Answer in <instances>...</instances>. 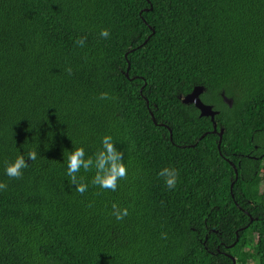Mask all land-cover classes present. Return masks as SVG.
I'll list each match as a JSON object with an SVG mask.
<instances>
[{"label":"trees","instance_id":"1","mask_svg":"<svg viewBox=\"0 0 264 264\" xmlns=\"http://www.w3.org/2000/svg\"><path fill=\"white\" fill-rule=\"evenodd\" d=\"M198 85L220 148L181 99ZM104 135L127 178L104 190L81 169V195L66 156ZM0 182V264H264V0H0Z\"/></svg>","mask_w":264,"mask_h":264},{"label":"clouds","instance_id":"2","mask_svg":"<svg viewBox=\"0 0 264 264\" xmlns=\"http://www.w3.org/2000/svg\"><path fill=\"white\" fill-rule=\"evenodd\" d=\"M102 38H109L110 29L104 28L99 33ZM87 37H80L76 40V44L83 47ZM69 74L72 68L69 66L65 69ZM98 99L111 100L112 97L108 92L100 93ZM74 143V142H73ZM102 147L97 150L94 155L86 156L85 148L75 147L67 156V177L69 183L76 185L75 191L83 195L88 190V184L84 182V177L79 176L81 169L85 172L95 169V175L91 181L94 186H99L104 190L116 191L119 181L127 178V164L124 160V152L116 147V143L111 135H104L102 138ZM38 152L35 148L29 149L26 153H20L13 162L6 163V175L12 179H21L23 170L29 167L28 159L35 161ZM158 176L164 179L165 186L172 190L176 187L179 180L180 172L174 167H165ZM7 182H0V190H7ZM99 195V193H97ZM112 215L118 221H122L129 215L127 207L120 208L113 203Z\"/></svg>","mask_w":264,"mask_h":264},{"label":"water","instance_id":"3","mask_svg":"<svg viewBox=\"0 0 264 264\" xmlns=\"http://www.w3.org/2000/svg\"><path fill=\"white\" fill-rule=\"evenodd\" d=\"M147 40L145 42H147ZM129 68H130V62H129V65H128V69L126 71L127 75H129ZM204 90H205L204 86L198 85L190 93H188L187 95L181 96V99H182V101L184 103H193V104H195L197 106V108L200 110V115L201 116H209L211 118V120L213 121V124H214L213 131L218 133L219 137H220L219 143H218V147L220 148L222 137H223V133H224V128H221L220 130H218V123L216 121V115L219 113V110L215 109L212 104L206 103L201 98V94L204 92ZM223 96H224L225 102H227L229 105H232V103H233L232 98L226 96L224 93H223ZM148 103H149V101H148ZM152 116H153V120L155 122H157L156 118L154 117V114ZM234 168H235V171H236V174H237V177H238V169H237V167L235 165H234ZM233 184H234V182L232 183V187H233ZM238 240H239V233L237 232L236 241H238ZM233 259H234L233 264H237L236 257H233Z\"/></svg>","mask_w":264,"mask_h":264}]
</instances>
